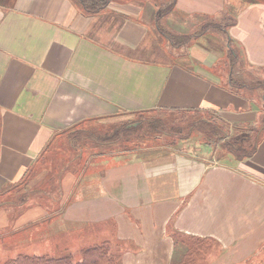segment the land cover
Wrapping results in <instances>:
<instances>
[{"label": "crops", "instance_id": "obj_1", "mask_svg": "<svg viewBox=\"0 0 264 264\" xmlns=\"http://www.w3.org/2000/svg\"><path fill=\"white\" fill-rule=\"evenodd\" d=\"M145 4L112 1L86 14L73 0H0V193L11 195L0 236L50 243L64 257L74 248L66 239L82 235L91 243L80 251L106 244L121 264H171L179 233L213 241L204 264H264V137L252 157L222 161L147 148L85 159L109 141H72L153 112L256 124L261 106L211 71L212 52L196 47L189 64L149 59ZM240 6L177 0L175 9L235 14L229 36L263 78L264 3ZM52 179L56 188H44Z\"/></svg>", "mask_w": 264, "mask_h": 264}, {"label": "rangeland", "instance_id": "obj_2", "mask_svg": "<svg viewBox=\"0 0 264 264\" xmlns=\"http://www.w3.org/2000/svg\"><path fill=\"white\" fill-rule=\"evenodd\" d=\"M112 1L113 3L121 4L124 0ZM132 2L138 6H140V2L153 3V6H151L150 3L145 4V8H143V12L141 13V18L143 19L141 21H144L145 24L149 25V32H147V35L150 36L146 41V47L148 50H151L147 55L149 56V59H155L154 61H167L169 63L189 64V57L187 56L188 52L190 53L192 50H196V47H201L212 52L216 56V64L211 71L222 76L223 79L228 77V63L225 62L226 60L218 54V51H221L224 48L223 42L218 39L221 32L212 33L213 35H211V31H208L206 32L207 34H204L201 37H192L199 32L198 28L203 18L209 16L205 17L204 15H201L202 17L195 16L190 18L183 16L175 10L165 16H158L160 5L154 6V3L157 2V0H131V3ZM146 9L151 16L146 14ZM216 17L214 18H216L217 21H222L226 18V14L221 13ZM183 21H189V23L185 25ZM226 21L227 19L223 20L224 23ZM186 36L188 38L187 41L184 40ZM238 69L240 71H238L236 75L244 78L241 81L249 80L246 66L240 64ZM250 77H252V75ZM243 92L252 98L256 105H259L262 108L256 124L251 125L256 128H260V126L264 125V92L261 88L251 91L244 90ZM212 116L214 115H210L209 113H189L188 115H183L177 112L135 114L134 116H131L130 119L107 124L103 126V129H99L96 133L89 130L92 137L98 139L99 141H109V144L102 149H93L92 147H89L88 150L85 151V159L89 155L93 154V152L105 151L116 154L123 150L129 151L147 148V155L151 153V150L164 153L177 151L178 149L180 151L185 150L186 153L194 156L204 158L208 157L210 159L222 161V150H220L219 147L217 148L214 145H207L205 143L207 137L204 135V132H201V125L198 122L199 119L205 118L211 120L210 118L213 119ZM155 119L162 120L164 122L163 127L168 130V135H152V123L150 121H154ZM218 122L222 124V121ZM216 124L217 127L223 128L218 123ZM248 129L249 127H243L239 128L238 131L233 130L231 132L229 128H226L225 131L229 135H235V133L242 135ZM115 133L118 134L116 135ZM76 137L77 138L73 137L72 141H75L77 146L80 148L83 147V145L80 146L82 140L84 142H88L90 140V137L87 135H76ZM108 138L110 140H105ZM69 142L70 140L67 141V144H70ZM47 186H50L51 189H55L56 185L54 183V179H52V182H49L48 180L47 184H44V188H47ZM10 197L11 195L0 193V204H2V201L6 199L8 200ZM29 199H34V192L29 194ZM45 205L48 206V203L46 202ZM10 225H12V223H10ZM16 235L17 234H7L0 236V264L19 254L63 257L61 252L51 249L50 243H38L34 245V243L19 239ZM46 235L47 233H43L41 234V237H46ZM66 242L73 244L74 248L70 249L69 252L71 254L70 256L75 261L80 257V249L91 243L83 238L82 235L75 236L70 240L66 239L64 243ZM32 244L34 246H32ZM210 258V260H213V256Z\"/></svg>", "mask_w": 264, "mask_h": 264}, {"label": "trees", "instance_id": "obj_3", "mask_svg": "<svg viewBox=\"0 0 264 264\" xmlns=\"http://www.w3.org/2000/svg\"><path fill=\"white\" fill-rule=\"evenodd\" d=\"M77 2L81 8L85 11L86 14H93L105 9L112 0H73ZM151 1V0H146ZM177 0H157L154 3V6L160 5V11H158V16H165L172 11H176L175 5ZM240 7H244L250 3H264V0H236ZM144 3V2H143ZM150 3V2H149ZM157 4V5H156ZM153 6V3H151ZM230 7V6H228ZM227 7V8H228ZM226 8V9H227ZM232 12L236 11L237 14L239 8L232 5ZM234 13V12H233ZM227 21L224 23L222 21H217L214 17L203 18L201 24L199 25V32L193 35L192 37H201L206 32L211 31L212 33L221 32L220 37L218 38L223 42V50L218 51L220 57L226 60L228 63V82L229 86L232 89L237 90H246L251 91L255 89H262L264 92V77L261 78L258 76V69H255L251 66H248L243 58L242 50L238 45H236L233 40L230 38L228 29L235 23L236 15L228 14L225 10ZM202 17V16H198ZM188 40L187 36L184 39ZM243 64L246 66L247 75L249 80L241 81L244 78L236 75L238 71V66ZM252 75V77H250ZM179 114L188 115L189 113L195 114L193 112H177ZM197 113V112H196ZM208 120L199 119L198 122L201 125V132H204V135L207 137L205 143L207 145H214L219 147L222 150L221 160H224L227 156L235 158L236 160H244L253 156L256 151V148L260 141L264 137V125L260 128L254 126H242V125H228L220 124L216 118ZM152 123V135H168V130L163 127V121L155 119L150 121ZM221 125L223 128L217 127V124ZM249 127V129L242 135H229L225 129L229 128L231 132L238 131L239 128ZM119 133V132H118ZM118 133H115L116 135ZM90 137L89 134H85ZM187 137V136H183ZM105 140H110L105 139ZM206 145V146H207ZM174 241V257L171 264H204L205 257L208 250L212 245V240L198 238V237H189L184 236L179 233L173 234ZM2 264H121L120 256L114 254L106 244H100L96 246H91L84 248L80 251V257L78 260H73L70 255L59 257L56 259L49 258L46 256H30L25 254H19L12 259L4 261Z\"/></svg>", "mask_w": 264, "mask_h": 264}]
</instances>
